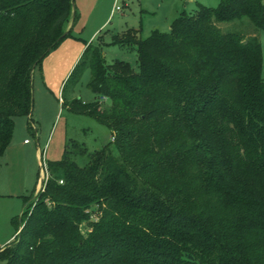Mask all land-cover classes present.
Returning <instances> with one entry per match:
<instances>
[{"label":"trees","instance_id":"16d2710c","mask_svg":"<svg viewBox=\"0 0 264 264\" xmlns=\"http://www.w3.org/2000/svg\"><path fill=\"white\" fill-rule=\"evenodd\" d=\"M72 3L0 0V158L12 118L29 116L31 70L70 35ZM236 20L239 31L217 26ZM262 31L264 0H220L179 13L166 33L141 39L130 29L84 43L68 78L87 66L94 100L67 108L103 124L112 149L88 154L70 142L47 163L0 260L264 264ZM106 46L133 51L137 71L104 63Z\"/></svg>","mask_w":264,"mask_h":264},{"label":"rangeland","instance_id":"374dc122","mask_svg":"<svg viewBox=\"0 0 264 264\" xmlns=\"http://www.w3.org/2000/svg\"><path fill=\"white\" fill-rule=\"evenodd\" d=\"M98 8L80 12L72 3L74 21L70 35L50 49L30 73L31 109L29 116L12 118V131L8 148L0 158V248L8 242L6 237L13 234L21 221V212L33 200V193L40 176V162L46 169L47 163L60 161L63 150H71L70 142L78 144L91 153L108 145L111 141L108 129L96 120L76 114L67 108L74 99L88 104L94 100L87 87L90 73L84 66L68 78L77 63L84 43H109L112 35L125 30H137L141 39L156 30L166 33L170 22L181 12L192 14L196 5L215 7L220 0H117V12L109 15L112 0H96ZM109 15V16H108ZM108 16L104 27L100 22ZM246 22L244 19H242ZM240 21L219 23L222 31H239ZM264 79V31L259 38ZM103 61L126 63L137 71L135 53L117 46L102 49ZM63 101V104L61 102ZM103 106H108L106 101ZM23 140L27 144H23ZM110 149L112 145L109 144ZM75 151V150H74ZM40 153V157H39ZM79 167L87 159L83 153L70 155ZM0 264L5 261L0 260Z\"/></svg>","mask_w":264,"mask_h":264},{"label":"crops","instance_id":"0c3cea01","mask_svg":"<svg viewBox=\"0 0 264 264\" xmlns=\"http://www.w3.org/2000/svg\"><path fill=\"white\" fill-rule=\"evenodd\" d=\"M72 2L73 3H75V6H76V8L80 11V12H82L83 10H85V9H89V10H91V11H95L97 8H98V1H96V0H72ZM111 9H112V6H111V8H110V11H109V15H110V12H111ZM82 10V11H81ZM108 15V16H109ZM108 16H106L101 22H100V25H99V27H104V25H105V23L107 22V20H108ZM72 28V26H71V21L67 24V26H66V30H68L69 28ZM169 27V26H168ZM261 33V32H260ZM260 33H259V38H260ZM98 34L99 33H97V34H95V36H97L98 37ZM86 43V42H85ZM261 59H262V55H261ZM262 63H263V61H262ZM261 63V73H262V66H263V64ZM23 142V144H27L26 143V141L25 140H23L22 141ZM7 148H8V146L6 147V149H5V151L7 150ZM39 157H40V153H39ZM38 187H39V181L37 180V183L35 184V188H34V191H33V193L36 191V188L38 189ZM16 235V233H14L13 232V234H11V235H9L8 237H6L5 239H4V241L3 242H8V243H10V242H12L13 241V239H14V236ZM7 243V244H8ZM5 246V245H4ZM4 246H2L1 248H3ZM0 248V249H1Z\"/></svg>","mask_w":264,"mask_h":264},{"label":"built area","instance_id":"2783aa9c","mask_svg":"<svg viewBox=\"0 0 264 264\" xmlns=\"http://www.w3.org/2000/svg\"><path fill=\"white\" fill-rule=\"evenodd\" d=\"M116 3H117V0H112L111 14H114V12H117L119 10V7L116 5ZM99 101L100 102H103L104 99L103 98H99ZM40 168H41V170L39 171L40 172V176H39V189H41L43 183L45 182V180L47 178V170L43 166V163L42 162H40ZM58 183L60 184L61 181H58Z\"/></svg>","mask_w":264,"mask_h":264}]
</instances>
